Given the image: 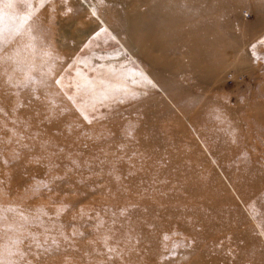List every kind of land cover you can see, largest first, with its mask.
Listing matches in <instances>:
<instances>
[{
	"label": "rangeland",
	"instance_id": "374dc122",
	"mask_svg": "<svg viewBox=\"0 0 264 264\" xmlns=\"http://www.w3.org/2000/svg\"><path fill=\"white\" fill-rule=\"evenodd\" d=\"M137 1L5 0L0 6L6 40L0 45V210L14 209L0 212V252L19 238L22 243L7 257L15 264H264V0H217L216 11L197 18L152 14L146 9L158 0ZM124 2L146 11L142 19L158 31L161 23L176 31L169 35L163 27L168 76L184 84L190 111L175 105L128 48L131 19ZM29 12L28 24L13 34V17ZM178 16L200 17L204 24L183 28ZM102 28L107 34L94 38ZM28 73L35 79L24 87L20 82ZM137 76L150 81L146 95L159 100L155 110L165 112L159 122L133 111L114 130L108 121L115 107L89 108V123L68 98L87 106L91 92L75 84ZM113 94L115 104L126 108V99ZM142 124L140 135L154 133V145L165 156L174 150L173 136L195 155L210 185L207 199L217 196L218 208L200 197L158 202L167 180L157 161L139 151L136 130ZM203 134L219 144L224 161ZM38 181L48 188L34 192ZM181 186L177 180L166 188L179 192ZM145 197L154 202L142 203ZM61 206L67 208L57 216ZM177 242L181 246L173 247Z\"/></svg>",
	"mask_w": 264,
	"mask_h": 264
},
{
	"label": "bare ground",
	"instance_id": "6f19581e",
	"mask_svg": "<svg viewBox=\"0 0 264 264\" xmlns=\"http://www.w3.org/2000/svg\"><path fill=\"white\" fill-rule=\"evenodd\" d=\"M139 1L140 0H138L137 2L139 3ZM148 1H151V0H148ZM124 3H125V6L127 8L126 14L128 15V20L131 19L130 22L128 23L130 31L127 34V42L129 45V47L128 46L127 47L130 49V51L132 52L135 59L148 72L149 76L151 77L150 79L161 90H163L164 93H166L169 96V98L175 103V105L178 106L179 108L180 107L182 109L184 108L186 110V112L190 111L189 103H187L184 100L185 99L184 94L186 92L184 89V86H183L184 84H181V82L179 80H177L176 78H169V76H168L169 75V73H168L169 72V52L167 51V49H168L169 45H165V44L167 42L169 44V40H168L167 36L165 37L163 35V34H165V32H163V31L165 30L169 35L170 34L172 35V33H174L173 31H175V30L170 29L171 27L170 28L168 27L169 29H167V26H166L167 24L165 25L164 23H161L158 26V28H159V31H158L156 29V26H151L147 23V21L142 19L143 18L142 14L146 11H144L142 9L139 10L137 7H135L137 5H135L134 3L133 4L135 6L134 5L131 6V4L127 5L126 2H124ZM217 3H218L217 0H158V4H154L153 6H148V8L146 10L148 12H151L152 14L157 13L160 15H161V13L163 15L164 14L166 15V14L174 11V12H179L181 14H187L188 16L189 15L195 16L197 18V14L201 13L202 11H207V10L209 12L216 11L217 5H218ZM141 5H144V4H141ZM146 15H147V13H146ZM169 18L173 19V16L172 17L169 16ZM199 18H198V20L196 19L194 21L193 20L194 17H193V18H190L189 20L186 21V20H182L181 17L179 18V16H178V20L180 23L178 25L182 26L183 28L185 26H187V27H198V26L204 24L203 20L201 21ZM151 19L153 20V17ZM201 19H202V17H201ZM163 24H164V26H163ZM205 26L207 27V25H205ZM163 27H164V30H163ZM173 27H175V26H173ZM188 45H191V44H188ZM164 48H166V49H164ZM160 50H162V53L160 52ZM120 66H121V69H123V70L125 69L124 64L120 63ZM82 78H85V77H82ZM104 80H107L108 82H110L113 85L119 86V88L121 90L116 91V92L118 94L119 101L121 98L123 100L126 99V101H127L125 103L126 108L122 109L123 104L121 105V103H119V105L115 104L116 101L114 102V100H117V99L112 100L113 97L111 94L108 96V98H106V99L103 98L104 86L100 84V81L95 82V93L94 94L91 93L92 96H89L88 103H86V104L87 105L95 104V107H99V108L104 107L108 110L110 109V106L115 107L116 109H114V110H117L116 115L113 118V120L108 121L114 130L117 129V127L119 125L123 124L122 120L124 118L128 117V115H130L133 111H137L139 113L141 112L142 116H144L143 117L144 120L145 121L148 120V122H149V119H152V120L158 121V122L160 120H162V116H164L162 114H164L165 112L162 111L163 109H156L155 110V108H157L156 106L159 103V100L157 98L148 99V97L146 95V90L148 89L149 83L147 82V80L145 78H143L141 76H137V78H104ZM140 91L144 92V94H142L143 96L140 95V93H139ZM93 95L95 96L94 99H93ZM120 96H121V98H120ZM194 118H195V116H194ZM140 126L143 128L140 127L139 129L137 128V130H136V132L138 134L137 146L139 147V151L142 150L146 154L151 155L153 162L157 161V164L159 165V166H157V170L160 172L159 175H163L165 180H167V182L161 186L162 187L161 191H162L163 195L158 200V202L160 204L166 203L167 205H171V204L174 205V204L182 203L186 197L193 198V199L200 197L201 201H204L203 203L206 206L210 205V204L211 205L214 204L215 206L220 205L219 202L215 203V199H218L217 196H215L213 199L212 198L207 199V197H209L211 194L210 188H209L210 185L208 184L209 182L202 175V173H201V171L197 165L198 162L195 160V155L191 154L190 152H186L181 147V144H179V142H178V145H176V143H177L176 137L173 136L175 134H173V135L171 134V135L173 136V143H175L176 149L174 147V150L171 152H168L169 154L165 156L163 154L164 149L162 152V151H160L161 148H157V147H159V146H157L158 145L157 142L160 139L156 142L157 145L155 146L154 141L152 140V137H151V135L152 134L154 135V133H152L151 135L147 134L145 137H143L140 134L142 133V129H144V124H142ZM150 128H147V129L149 130ZM162 131H164V130H162ZM170 131H171V129H170ZM158 133H159V131L157 132V134ZM203 135L205 136V139L208 143L207 146L210 148V150H213V153H215V155L218 156V159L221 160V162L224 161V156L221 154L220 155L218 154V151L221 148L219 146V144H218V146H214V144L212 142H210L207 134H203ZM163 140H164V138H163ZM169 140H170V138H169ZM164 141L162 143H164ZM179 141H181V140H179ZM168 142H165V143L168 144ZM159 143H161V142H159ZM164 144H162V145L164 146ZM171 148H170V150H171ZM165 153H167V152H165ZM197 154H198V151H197ZM192 157H194V159ZM153 162H151V161L148 162L149 164H151V168L153 167ZM120 166H123V165H120ZM144 178H146V177L144 176ZM177 180L181 181V183H182V186L180 187L181 189H179V192H173V191H171V189L169 191L166 187L169 186V183L171 181H177ZM129 182L132 183V180L130 179ZM145 183H147V182H145ZM250 190L253 193L256 192L255 187L253 185L251 186ZM151 197H145L141 200V202L144 204H151L154 202L153 198H151ZM218 207L219 206H217L216 208H218ZM150 209L151 208L148 207L149 211H150ZM180 231H181V229H180ZM86 251H87V249H86ZM44 262H46V261H44ZM54 263H50V264H54Z\"/></svg>",
	"mask_w": 264,
	"mask_h": 264
},
{
	"label": "snow or ice",
	"instance_id": "6c2138e0",
	"mask_svg": "<svg viewBox=\"0 0 264 264\" xmlns=\"http://www.w3.org/2000/svg\"><path fill=\"white\" fill-rule=\"evenodd\" d=\"M5 0H0V6H2L4 4ZM41 4L44 3V0H40ZM99 3L103 4L104 3V0H99ZM69 12L72 11L71 8L68 9ZM92 16L93 17H96L97 16V8L96 6H92ZM3 16H4V13H3V9L2 7H0V21L3 20ZM31 16H32V13L29 12L27 15H24V16H21L19 18H16V17H13V19L16 21L13 26H12V33L15 34L17 32L20 31V29H22L26 24H28V21L31 19ZM29 31H31V28H29ZM101 33H104V34H107V29L106 28H102L100 29L99 31H96L95 34H94V38H99ZM112 39H115V37H112ZM3 43H6V40H5V37H4V31L2 28H0V45H2ZM260 43H264V40H262ZM253 47H255V45H253ZM50 55V54H49ZM56 59H60V57H56ZM55 66L52 65L49 67V74H51L53 68ZM34 77H32V75L30 73L26 74L25 76V80L21 81L20 84L24 87H27L28 84L30 82H33L34 81ZM39 83L44 86V87H48V83H47V80L46 79H42L39 81ZM55 84L57 85H60L61 87L64 86L63 84V80L62 79H55L54 81ZM150 83V81H149ZM100 84L104 86L103 88V98H108V96L113 93V92H116V91H120L121 89L119 88L118 85H113L111 84L110 82H108L107 80H100ZM75 88H77L78 90H81V91H84V92H91V93H95V82L94 81H89L87 79H85L82 83H77L74 85ZM33 90H35L34 86H33ZM70 100H72V102L76 105L77 107V110L80 112L81 115L84 116V118L89 122L91 123L92 122V117H90L88 115V110L89 108L91 110H95V104H91V105H85L84 101L83 100H77L74 96H69L68 97ZM95 98V96L93 95V99ZM131 134V133H129ZM5 163H7V161H5ZM41 188H44V189H47L48 188V185H47V182L45 181H38L37 184L34 186L33 188V191L34 192H38L41 190ZM67 206H61L57 209L56 211V215L57 216H60L65 210H66ZM11 212V211H14V209H2L0 210V212ZM40 213H42L43 215H48V213L43 209V208H40L38 210ZM123 214V213H122ZM21 217L22 219L25 220V222H27L28 218L27 217H24L23 216V213H21ZM36 220H39V216L35 217ZM101 224L103 223V221L100 222ZM60 235H64L63 232L60 233ZM73 236H76V235H79V236H84V233L80 232V233H77V232H73L72 234ZM65 239H68V237H64ZM165 240L168 239V236L165 235ZM107 241L105 240V243ZM22 241L17 238L16 240H13L12 243H11V246H5L4 247V250L3 252H0V264H15L14 261H12L11 259H8L7 257H10L12 256L14 253H13V248L19 244H21ZM52 245L54 246H57L58 247V242L53 239L52 240ZM181 244L180 243H174L173 247L175 248H178L180 247ZM109 252H113L115 251V249H112V248H109L108 249ZM16 252L19 253V255L21 257L24 256V253L21 252L19 250V248H16ZM5 253L7 255H5Z\"/></svg>",
	"mask_w": 264,
	"mask_h": 264
}]
</instances>
